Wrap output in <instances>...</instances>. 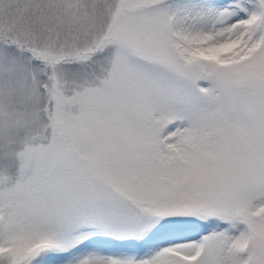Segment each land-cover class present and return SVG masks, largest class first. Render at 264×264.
Listing matches in <instances>:
<instances>
[{
    "label": "snow or ice",
    "instance_id": "snow-or-ice-1",
    "mask_svg": "<svg viewBox=\"0 0 264 264\" xmlns=\"http://www.w3.org/2000/svg\"><path fill=\"white\" fill-rule=\"evenodd\" d=\"M0 264H264V0H0Z\"/></svg>",
    "mask_w": 264,
    "mask_h": 264
}]
</instances>
